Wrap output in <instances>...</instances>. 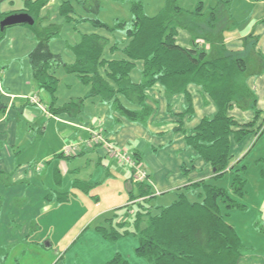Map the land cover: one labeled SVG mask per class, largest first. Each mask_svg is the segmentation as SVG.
I'll return each mask as SVG.
<instances>
[{
	"label": "trees",
	"instance_id": "1",
	"mask_svg": "<svg viewBox=\"0 0 264 264\" xmlns=\"http://www.w3.org/2000/svg\"><path fill=\"white\" fill-rule=\"evenodd\" d=\"M48 1L20 0L18 6L2 12L0 19L19 12L33 18L32 25H23L30 27L38 40L31 57L33 75L39 86L46 88L54 99L58 79L50 67L56 66L54 61L57 56L49 53L48 41L57 34V30L41 27L37 23L40 9ZM218 5L210 6L206 15L201 11L200 3L195 11H186L177 6L175 0H168L156 15L149 16L143 12L141 2L136 1L131 6L132 20L129 23L116 21L113 26L81 16V20H88L110 32L125 29L128 41L119 47L117 43L110 45L109 39L98 33L82 34L80 41L72 46L75 61L66 67L82 84L89 86L87 96L99 95L110 101L113 111L133 123L146 124L150 117L151 108L145 103L143 89L155 84H160L168 96L182 93L187 97L188 105L182 116L191 113L188 85L200 87L216 105V113L210 118H203L186 133L185 142L211 166L214 181L231 174L229 187L201 180L179 189L169 205L152 206L154 195L150 187L144 182L137 183V194L130 195V201L134 202L122 207L123 213L118 215L114 212L94 227L95 232L106 241L135 237L137 244L133 253L145 264H239L245 252L240 236L227 219L231 210H247L236 200L244 196L246 179L243 175L247 167L229 165L230 147L255 131L252 129L261 111L257 108L254 92L246 83L245 58L229 52L221 44L207 52L196 43L198 39L209 40V34L215 31L219 20ZM59 12L67 20L76 13L69 1L61 3ZM201 18H207L206 22H200ZM178 27H185L192 34L190 47L177 43ZM107 47L110 52H119L120 57L105 58L103 55ZM137 64L141 67V80L131 83V87L136 91L135 105L138 107L132 109L121 103L119 95L128 96L121 86L131 81L130 73ZM234 105L253 111L252 120L239 124L229 115ZM5 109L0 97V113H4ZM262 126L263 123L257 128L260 135L264 133ZM74 184L87 185L81 182ZM197 190L200 193L196 199L190 200L189 194ZM59 195L60 202L67 201L69 197L68 193ZM124 217L128 220L125 221ZM126 224H129L127 228ZM105 264L130 263L120 253H115Z\"/></svg>",
	"mask_w": 264,
	"mask_h": 264
},
{
	"label": "crops",
	"instance_id": "2",
	"mask_svg": "<svg viewBox=\"0 0 264 264\" xmlns=\"http://www.w3.org/2000/svg\"><path fill=\"white\" fill-rule=\"evenodd\" d=\"M242 1L246 6L247 15L245 17L241 19L236 15H232L230 17L231 22L228 24L222 23L221 18H219V24L215 26V31L212 35L209 34L210 39H198L196 43L207 52L221 44L229 52L245 58L247 62L246 83L256 96L257 108L261 111V114L252 129V131H255L247 134L240 142L232 143L230 147L231 160L229 165L236 168L243 165L247 167L243 175L246 179L244 196L241 199L236 198V200L247 207V210L236 213L239 214L238 221L240 223H237L238 226L237 224L236 226L232 225L245 246V252L239 264H264V218L261 213L262 210L264 211V133L260 135L258 134L259 130L257 131V128L262 123L263 126L261 128L264 129V0ZM242 7L240 6L239 9H242ZM106 38L108 39V37ZM187 40L192 43V34H189L185 42ZM36 44L37 41H34L33 45L35 46ZM105 50H108V48ZM32 53L31 57L33 58ZM119 57L120 53L117 57L107 59ZM21 72H25L23 75L26 91L31 86L33 87H31L32 90L34 87L39 86L33 75L31 64L27 62L25 69ZM55 73L56 71L53 72L54 75ZM132 79L124 82L121 86L126 89L128 95L126 97L129 100L123 95H119V100L127 108L137 109L138 106L135 105L137 101L136 91L131 87V83H139L141 77ZM67 87H70V85ZM76 91V94L70 93L62 97L56 94V91L55 98L51 97L50 104H47L48 107L41 104L43 107L41 109L28 101L30 96L37 95L41 102L38 91H32L28 96H26L25 92L8 94L2 90L0 85V92L3 93L5 98L9 96L14 100L20 99L23 103L37 107L41 112L42 116L32 115V118L35 119L34 123L39 129L36 134L32 132L33 128L25 134L26 137L24 138H28L29 142L34 144L37 138L38 142H40L41 137L52 126L54 139L51 140L48 149H41V160L45 162V167H52L49 168V171L55 184L61 185V176L64 174H79L80 167H102L106 177H109L108 181L114 182L112 186V188L114 187L113 198L117 206H115L113 213L115 212L118 215L123 213L122 207L134 202L130 201V195H136L138 190L137 183L133 180L131 167L118 163L110 157L104 145H88L87 140L89 139L90 131H94L101 134L113 146L127 150L146 170L149 181L145 183L150 187L154 195L151 201L152 206L169 205L175 200L179 189L201 180L225 188L229 187L232 180L231 174L227 173L221 180L214 181L212 179L213 169L211 166L199 158L185 142L186 133L194 129L203 118H210L217 111L216 105L200 87L196 85L187 86L191 113H187L184 116L181 114L188 105L187 97L184 94L168 96L160 84L145 87L143 89L146 98L145 103L151 108V114L146 124L133 123L121 117L112 110L110 101L103 99L99 95L87 99L89 97L87 96L89 86L83 87V89L77 87ZM23 111L24 107L19 108L14 102L10 103L8 101L5 112L0 115V133L3 131L8 132L5 124L17 123V119ZM229 115L233 116L239 124H244L252 120L254 113L250 109H241L234 105L229 111ZM179 127L181 130H179ZM8 141L14 145H7L6 142L0 141V173L10 174L11 182L23 180L33 182L34 175L31 169L28 168L32 164L21 161L19 156L22 149L16 150L19 154H16V151L12 149L13 146L17 148L15 144L21 146L22 143L16 142L14 134L9 137ZM67 145L76 146L77 150L68 157L60 156L62 149ZM37 167L40 170L43 165L41 164ZM70 167L75 168L70 169ZM250 178L251 184L249 185L248 181ZM75 182L88 185H81L82 195L89 193L91 186L94 185L92 179H80L73 182V188H75ZM70 192L74 196L77 194L72 190ZM70 192L63 193H68L69 195ZM61 193L59 191L57 195L60 196L59 194ZM198 193H200V190L191 192L189 194L190 200H195ZM49 195L51 194H45L43 198L49 201L51 200ZM94 196L97 199V195H91V197ZM252 196L254 198L261 196L260 200L252 203L253 205L257 204L258 207L255 205L250 207L246 204V199H251ZM86 202L89 201L86 200ZM42 207L43 210L48 209L46 206ZM232 211L235 210L229 211V216ZM153 213H155V210ZM124 218L127 219L126 217ZM258 220L262 221V225L257 222ZM255 223H257V227ZM33 243L40 244L37 242ZM13 249L15 251L12 252L10 249L5 259L8 258L7 261H13L14 264H23V260L27 258L26 255L30 251H36L34 254H39L38 257L42 256L43 258L48 253V249L28 245L27 240ZM60 258L51 257L49 264H59ZM7 261L5 260L2 264L7 263Z\"/></svg>",
	"mask_w": 264,
	"mask_h": 264
},
{
	"label": "rangeland",
	"instance_id": "3",
	"mask_svg": "<svg viewBox=\"0 0 264 264\" xmlns=\"http://www.w3.org/2000/svg\"><path fill=\"white\" fill-rule=\"evenodd\" d=\"M19 1H0V14L18 6ZM64 1H69L76 12L72 15L73 18L69 20L59 12L60 5ZM136 1L141 2L143 12L146 15L154 16L166 5L168 0H49L40 9L37 19L38 25L57 30V34L48 41L49 53L58 57L54 61L56 66L50 67V70L56 71L55 75L59 79L56 94L60 97L67 96L70 93L76 94L77 87L82 89L86 87L74 73H70L66 68L72 64H69V62L75 61L72 46L79 42L82 34L98 32L108 37L110 45L117 43L119 47L124 46L128 41L125 36V29L118 28L110 32L103 27L94 26L88 20H81V16L98 19L110 26H113L116 21L122 20L129 23L133 18L131 6ZM226 1L175 0V4L183 10L195 11L200 3L202 5L201 11L206 15L210 12V6L219 4L217 15L218 18H222V23L225 24L231 22L230 17L232 15H236L241 19L247 15L246 6L242 0H228V3ZM240 6H243L242 9H239ZM206 20L207 18H201L199 21L205 23ZM189 34L190 31L187 28L178 27L177 42L180 45L190 47L192 45L191 41L187 40L185 42ZM34 41L38 43L34 32L28 26L17 25L6 28L4 31L0 30V85L2 90L8 94L25 92L28 96L32 91H38L39 97H41L40 103L48 107L47 104L51 102V95L48 90L39 86L34 87L32 90L33 87L31 86L32 88L29 87V90L26 91L23 75L25 72H21L25 69L27 62L31 64V53L38 45L34 46ZM118 54L119 52L104 51L106 58L117 57ZM139 76L141 77V67L140 64H137L130 73V80L139 78ZM69 85L70 87H67ZM0 97L5 107L8 101L10 103L14 102L19 108L24 107L17 123L5 124L8 132L3 131L0 133V141L6 142L7 145H14L8 141L9 137L14 134V139L16 142L22 143V148L20 145L15 144L17 148L13 146L12 149L13 151L19 148L22 149L19 158L21 161L32 164L28 168L31 169L34 175L33 182L29 180L11 182L10 174L0 173V264L4 263L5 260L7 261L8 258L5 259V257L10 249L14 252L15 249L13 248L26 240L28 245L48 249V253L43 258L42 256L38 257L39 254H34L36 251H30L26 255L27 258L23 260V264H49L51 257L58 259L60 256L62 257L59 264H105L115 253H120L130 264H145L133 253L137 244L135 237L129 236L117 241H106L94 230V227L102 224L105 218L111 217L115 206H117L113 198L114 187L112 188V186L114 182L108 181L109 177H106L103 168L95 166L80 167L79 174H64L61 176V185L55 184L49 171V168L52 167H45V162L41 160V149H48L51 140L54 139L52 126L41 137L40 142L37 138V141L32 144L28 138L24 137L31 128H33L32 132L35 134L38 131L39 127L34 123L35 119L32 118V115L42 116L39 109L23 103L20 99L14 100L9 96L5 98L2 92H0ZM60 97L59 99H61ZM90 98L87 97V99ZM0 115H3V113H0ZM66 147H73V145H67ZM16 154H19V152L16 151ZM41 164L43 167L40 170L36 169ZM73 168L75 167H70V169ZM80 179H92L94 185L91 186L89 193L82 195L81 186L76 185V190L73 188V182ZM248 182L250 185L251 178ZM70 190L75 191L78 195L74 196ZM59 191L62 193L70 192L66 202L58 200L57 193ZM45 194H51V200L44 199ZM91 195H97V199L96 196L91 197ZM260 198L261 196L255 198L252 196L251 199H246V204L250 207L251 205L258 207L257 204L253 205L252 203H256ZM86 200L89 202H86ZM42 206H46L48 209L43 210ZM239 212L238 210L232 211L227 221L236 226L237 223H240L238 221L239 214H236ZM261 213L264 218V211L262 210ZM257 222L262 225L261 220ZM128 226L129 224H126L125 228ZM33 242L40 244H34ZM7 263L14 264L13 261H7Z\"/></svg>",
	"mask_w": 264,
	"mask_h": 264
},
{
	"label": "built area",
	"instance_id": "4",
	"mask_svg": "<svg viewBox=\"0 0 264 264\" xmlns=\"http://www.w3.org/2000/svg\"><path fill=\"white\" fill-rule=\"evenodd\" d=\"M29 103L43 108L37 95H32L28 98ZM88 145H104L106 152L110 157H112L118 163L123 165H128L132 169L133 180L136 183L149 181L148 174L142 165L134 158L127 150L120 147L113 146L111 143H108L101 134L90 131L89 139L87 140ZM77 150L76 146L73 147H64L61 151L63 156L68 157L74 151ZM38 169V168H37Z\"/></svg>",
	"mask_w": 264,
	"mask_h": 264
},
{
	"label": "water",
	"instance_id": "5",
	"mask_svg": "<svg viewBox=\"0 0 264 264\" xmlns=\"http://www.w3.org/2000/svg\"><path fill=\"white\" fill-rule=\"evenodd\" d=\"M34 23L33 18L25 13V12H19V13H12L0 20V30L3 31L6 28L12 27V26H23V25H32Z\"/></svg>",
	"mask_w": 264,
	"mask_h": 264
}]
</instances>
